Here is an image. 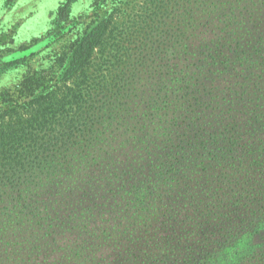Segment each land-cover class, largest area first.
<instances>
[{
	"label": "rangeland",
	"instance_id": "rangeland-1",
	"mask_svg": "<svg viewBox=\"0 0 264 264\" xmlns=\"http://www.w3.org/2000/svg\"><path fill=\"white\" fill-rule=\"evenodd\" d=\"M66 1L0 0V97L18 104L23 118L35 101L19 92L25 77L40 73L43 86H59L76 39L107 19L119 34L129 26L122 18L135 17L144 0H73L61 20ZM163 4L158 22L144 28L138 77L124 91H132L129 99L102 113L107 128L96 135V154L79 155L68 169L62 157L43 189L49 198L2 207L11 209L0 216V264H199L219 241L229 245L244 232L235 211L264 198V179L246 172L249 162L264 160V148L259 143L261 156L255 151L237 160L227 142L212 144L224 137L217 119L229 107L264 121V105L253 114L248 103L264 96V0ZM139 53L147 63L140 64ZM163 53L191 63L177 80L160 63ZM84 149L80 140L75 152ZM172 156L180 162L171 169L176 174L155 187L153 169ZM244 240L264 248V231Z\"/></svg>",
	"mask_w": 264,
	"mask_h": 264
},
{
	"label": "trees",
	"instance_id": "trees-1",
	"mask_svg": "<svg viewBox=\"0 0 264 264\" xmlns=\"http://www.w3.org/2000/svg\"><path fill=\"white\" fill-rule=\"evenodd\" d=\"M72 1L67 0L60 8L61 20L67 17ZM173 1L144 0L135 17L122 18L129 26L117 35L115 30L108 26L112 23L111 19L102 20L89 27L72 44L60 72L59 86H43L45 82L40 73L25 77L19 86V92L32 95V99H35L25 108L26 112L23 114L27 115V118L18 114L19 106L13 100L6 96L0 97V216L2 209H16L27 203L41 202L44 197L49 198V188L43 189L46 184L52 182L51 176L58 167L63 165L62 157L69 158L68 169L78 163L79 155L96 154L93 148L98 143L96 135L99 130L107 128V120L101 121L103 111L108 105L128 100L132 91L126 94L124 91L130 89L131 83L137 80L136 65L139 60H135V57L146 40L142 36L145 26L158 22L156 13L163 2L162 6H166ZM255 32L262 34L256 29ZM258 38L261 39V36ZM97 53L99 57L95 62ZM140 55L141 53L138 56L140 64L144 63L142 61L147 63V60H144L145 54ZM171 55L166 56V53H163L158 57L160 63L173 72L174 80H177L178 73L186 71L191 63L187 58ZM176 103L175 101L173 106H176ZM248 103L254 104L255 108L251 110L254 114L259 104L264 105V96L248 100ZM4 117H7L8 121H5ZM217 121L222 124L218 126L222 128L224 137H215L212 146L219 141L227 142L233 159L237 160L254 154L255 151L257 156H261L257 153L256 146L261 143L262 149L264 148L262 119L250 117L249 112L229 107V111L222 112ZM147 139L148 137L143 136L140 143L146 144ZM80 140L84 142L85 149L75 152ZM189 147L193 150L195 145L191 144ZM199 147L205 150L207 142H201ZM129 149L130 147H124L122 152L128 154ZM114 151L113 153H116L117 150ZM176 160V156H172L159 161L153 169L155 177L159 179L153 182L155 187L166 184L167 180L173 178L176 173H172L171 169L180 165ZM263 161L261 159L249 162L246 172L252 173L253 176L259 174V180L262 181ZM163 179L167 180L161 182ZM144 185L145 182L141 181L140 192L145 191ZM235 198L239 197H231ZM152 200L154 199L149 201ZM232 205L238 207L236 202ZM3 206L11 208L4 209ZM235 213H239L240 225L244 232L239 229L238 234H233L234 237L229 238V245L219 241L207 254L202 255L199 264H252L250 255L259 260L257 264H264V248L244 240L253 232L264 231V198L253 200L250 206L245 203L237 208ZM196 262L198 263L197 259ZM169 264L179 262L175 260Z\"/></svg>",
	"mask_w": 264,
	"mask_h": 264
}]
</instances>
